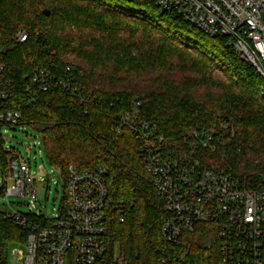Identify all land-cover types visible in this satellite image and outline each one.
<instances>
[{
	"label": "trees",
	"instance_id": "trees-1",
	"mask_svg": "<svg viewBox=\"0 0 264 264\" xmlns=\"http://www.w3.org/2000/svg\"><path fill=\"white\" fill-rule=\"evenodd\" d=\"M155 2L0 0L6 106L42 137L47 162L63 176L65 206L70 166L106 169L107 241L124 264L186 252L162 239L163 205L138 136L120 120L136 104L167 151H183L195 130L213 131L216 150L198 153L202 163L264 190V79L227 38L211 39L174 12L160 14ZM21 30L24 44L15 40ZM39 71L51 74L47 91L31 81ZM28 236L0 212V264ZM185 264H219L213 232L195 235Z\"/></svg>",
	"mask_w": 264,
	"mask_h": 264
},
{
	"label": "built area",
	"instance_id": "built-area-1",
	"mask_svg": "<svg viewBox=\"0 0 264 264\" xmlns=\"http://www.w3.org/2000/svg\"><path fill=\"white\" fill-rule=\"evenodd\" d=\"M155 1L160 14L174 12L211 39L227 38V46L264 79V0ZM15 40L24 44L26 32L19 31ZM4 72L0 59V153L5 160L4 164L0 157L4 172L1 195L33 203L35 184L47 181L34 178L29 159L3 147L9 131L22 127L21 113L6 106L9 83ZM31 81L43 91L51 88L50 72H35ZM54 83L64 86L61 81ZM139 106L120 120L138 136L145 171L163 205L162 239L186 250L185 254L161 257L157 264H185L195 235L208 231L216 236L219 264H264V190L245 188L231 174L202 163L198 153L216 150L213 131L195 130L186 138L183 151H167L156 126L139 119ZM52 171L60 173L55 168ZM106 175L102 166L83 170L70 166L66 206L50 219L33 214L35 206L29 204L30 214L4 212L29 230L27 252L14 248L12 256L21 264H124L107 241Z\"/></svg>",
	"mask_w": 264,
	"mask_h": 264
},
{
	"label": "rangeland",
	"instance_id": "rangeland-1",
	"mask_svg": "<svg viewBox=\"0 0 264 264\" xmlns=\"http://www.w3.org/2000/svg\"><path fill=\"white\" fill-rule=\"evenodd\" d=\"M4 149H13L20 154L22 159L30 161L32 171L35 173L34 178H45L46 183H36V201L31 203V199L25 200L18 196L4 197L1 195L3 187V166L0 163V212L21 214H39L41 213L46 219L56 215L63 206L65 198V185L63 176L59 172H53L51 166L47 162L46 154L43 149L42 137L31 129L25 127H17L9 131L5 136ZM173 153H178L174 152ZM181 152V151H179ZM49 175V178L46 176ZM34 205L35 209L30 212L29 205ZM21 250L24 253L26 243L14 244L10 248V256L8 264H21L12 256L13 249Z\"/></svg>",
	"mask_w": 264,
	"mask_h": 264
},
{
	"label": "water",
	"instance_id": "water-1",
	"mask_svg": "<svg viewBox=\"0 0 264 264\" xmlns=\"http://www.w3.org/2000/svg\"><path fill=\"white\" fill-rule=\"evenodd\" d=\"M44 14H45L46 16H48V15H49V11H44Z\"/></svg>",
	"mask_w": 264,
	"mask_h": 264
}]
</instances>
